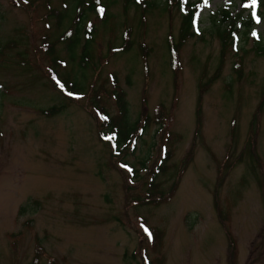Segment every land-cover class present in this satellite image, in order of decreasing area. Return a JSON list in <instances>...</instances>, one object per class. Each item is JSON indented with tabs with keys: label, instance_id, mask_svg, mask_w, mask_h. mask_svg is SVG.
Here are the masks:
<instances>
[{
	"label": "rangeland",
	"instance_id": "obj_1",
	"mask_svg": "<svg viewBox=\"0 0 264 264\" xmlns=\"http://www.w3.org/2000/svg\"><path fill=\"white\" fill-rule=\"evenodd\" d=\"M63 1L0 0V264H142L144 247L152 264H264V55L253 50L264 0L261 24L237 20L224 50L216 13L245 19L256 0H187L200 3L198 27L176 56L168 42L178 45L181 12L170 1L148 10L103 0L109 18L89 14L85 67L80 48L73 62L53 44ZM68 72L81 98L55 88ZM120 91L130 122H151L123 158L100 140L91 108L96 99L117 116ZM166 151L163 195L144 202L152 175L139 162L153 168ZM153 226L161 239L150 245Z\"/></svg>",
	"mask_w": 264,
	"mask_h": 264
},
{
	"label": "trees",
	"instance_id": "obj_2",
	"mask_svg": "<svg viewBox=\"0 0 264 264\" xmlns=\"http://www.w3.org/2000/svg\"><path fill=\"white\" fill-rule=\"evenodd\" d=\"M110 5L113 4L117 0H105ZM125 5L130 7H138L141 8V6H144L145 8L149 9H155L160 7L161 1H163L162 6L165 9V6L167 7L166 2H169L173 4L176 9L180 10L181 7H184V12L180 14V28H179V42L177 46H173L172 42H168L169 49L173 51L172 55L176 56L175 53L178 52V47L181 45L187 38H193L195 37L194 34V27H195V21L193 19L192 13L195 10V7L193 4L188 3V5L182 6L181 0H147L142 1L143 3H136V0H123ZM245 2H248V0H243ZM65 8L61 13L58 14L57 19L55 22V30L58 32L56 36H58L53 44H63L66 50V56L70 61H75L77 57V49L80 48V55L78 57V64H80L81 67H85L87 65V61H90L89 56V49L91 45V41L85 40L82 42V35L84 33L85 22L90 23L89 20V14H93L97 16V13L101 9H107L105 3H103V0H70L71 5L68 7V2L64 1ZM263 0H256V6H254L252 9H255V14L250 13L247 18L243 19L242 12L238 14L235 18H232L230 15V12L227 8L221 9L216 13V17L220 16V19L218 20L220 26L216 25V35L219 38V40L223 43V50L227 45H231L235 38L238 36L239 27H235V22L237 20H240V26L242 28H245L246 30H249V28L253 27L254 25H258L263 21V16L261 12L258 10L260 6H262ZM148 10H146L148 12ZM54 12V11H53ZM103 13H106L103 10ZM109 18L108 12L105 15L104 22ZM67 20V24L65 27H63V22ZM87 30V28H86ZM94 32L95 30L92 29ZM245 34V33H244ZM93 39V38H92ZM122 49V48H121ZM255 52L258 55H264V40L259 39V36L255 38L254 41V48ZM49 56L51 57V61L55 64L57 60H59L56 57V51L52 47L49 49ZM86 62V63H85ZM79 67V68H81ZM88 67V66H87ZM86 67V68H87ZM240 65H237V69H239ZM84 69V68H82ZM71 74L68 72L63 75L62 82H64L65 86L68 87L70 90H74L75 92H79L83 89V85L81 82L77 83L76 81L73 82L70 80ZM113 79L115 77L113 76ZM116 80V79H115ZM72 82V83H71ZM117 84V83H116ZM115 84V88L117 87ZM129 85V83H128ZM82 93V92H81ZM84 94V93H82ZM97 93H95L94 98H96ZM113 98L117 101V116H111L106 108L105 105L100 104V102L94 100L95 102L92 103V106H94L96 109H99L100 113L98 112V118L100 124H98V131H99V138L100 140L106 144L107 149L113 152V157L121 156L122 158L127 156L129 151L134 152L136 150V144L137 141L141 140L143 136L146 134L147 130L149 129L151 122L148 115L144 119L141 118L140 115H138L137 120H135L133 123L129 120V110H128V104L126 102V97L123 91H120L117 96L113 93ZM264 99V97H263ZM65 108V105L61 106L60 108H51L47 111H42V115L46 117H53L62 111ZM140 120V124L139 121ZM158 131L162 130V124H158ZM167 153L164 154V156L161 158V162L159 164H156L155 167L150 168L145 166L146 160L148 161V158H142L140 160V167L145 169L147 173L149 172L152 175V179L150 181V189L147 192V198H144V202H148V197H153L155 195L159 194L163 195L159 190V184H155V178L156 176L164 172L165 165L162 166L167 158ZM112 155V154H111ZM160 199H158L159 201ZM137 202V201H136ZM139 202L143 204V201L141 198L139 199ZM138 203V202H137ZM150 234L154 238L155 242V233L161 239V232L157 229H150ZM147 248H142L144 251V255L148 257ZM131 257V256H130ZM134 258V256H132ZM132 259V258H131ZM138 264V263H136ZM143 264V262H142Z\"/></svg>",
	"mask_w": 264,
	"mask_h": 264
},
{
	"label": "snow or ice",
	"instance_id": "obj_3",
	"mask_svg": "<svg viewBox=\"0 0 264 264\" xmlns=\"http://www.w3.org/2000/svg\"><path fill=\"white\" fill-rule=\"evenodd\" d=\"M145 231L147 232L148 230H147V229H145Z\"/></svg>",
	"mask_w": 264,
	"mask_h": 264
}]
</instances>
